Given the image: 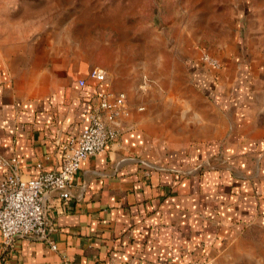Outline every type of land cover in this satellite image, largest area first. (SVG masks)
<instances>
[{"label": "crops", "instance_id": "obj_1", "mask_svg": "<svg viewBox=\"0 0 264 264\" xmlns=\"http://www.w3.org/2000/svg\"><path fill=\"white\" fill-rule=\"evenodd\" d=\"M13 21L0 13V156L24 178L59 168L92 91L123 92L128 114L81 164L66 210L48 193L57 248L29 237L5 248L0 234V264H228L264 239V59L237 43L219 68L188 55L177 77L115 86Z\"/></svg>", "mask_w": 264, "mask_h": 264}, {"label": "rangeland", "instance_id": "obj_2", "mask_svg": "<svg viewBox=\"0 0 264 264\" xmlns=\"http://www.w3.org/2000/svg\"><path fill=\"white\" fill-rule=\"evenodd\" d=\"M0 13L58 56L65 53L69 66L106 68L115 86L134 88L140 80L153 87L161 74L177 77L188 55L219 68L220 56L237 43L264 59V0H0ZM259 239L228 264H264Z\"/></svg>", "mask_w": 264, "mask_h": 264}, {"label": "built area", "instance_id": "obj_3", "mask_svg": "<svg viewBox=\"0 0 264 264\" xmlns=\"http://www.w3.org/2000/svg\"><path fill=\"white\" fill-rule=\"evenodd\" d=\"M205 60L211 66L220 65L218 59L205 57ZM89 77L103 82L107 78V71L94 66L89 70ZM78 82L80 86L86 84L84 78ZM90 96L95 107L90 115V123L63 145L58 169L42 171L36 177L26 179L20 172L16 158L0 156V164L9 168L8 173L0 177V234L5 248H12L18 237H29L47 242L56 249V242L52 238L56 228L49 216L48 193L55 192L58 199L63 201L61 211L66 210L81 164L105 152L118 139V118L121 113L128 114L125 94L98 89L92 91ZM184 264L200 263L191 261Z\"/></svg>", "mask_w": 264, "mask_h": 264}]
</instances>
